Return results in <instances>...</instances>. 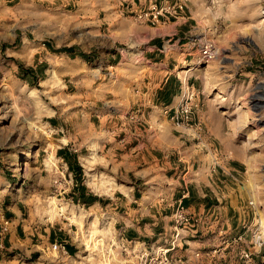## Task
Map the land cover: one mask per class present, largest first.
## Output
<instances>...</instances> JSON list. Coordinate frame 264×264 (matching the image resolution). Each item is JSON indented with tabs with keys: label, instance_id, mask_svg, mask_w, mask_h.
<instances>
[{
	"label": "rangeland",
	"instance_id": "374dc122",
	"mask_svg": "<svg viewBox=\"0 0 264 264\" xmlns=\"http://www.w3.org/2000/svg\"><path fill=\"white\" fill-rule=\"evenodd\" d=\"M184 1L196 38L213 42L218 56L202 62L197 49L192 63L177 73L196 77L199 118L217 154L241 166L234 182L238 200L242 194L253 203L242 208L245 221L257 220L264 240V0ZM74 2L60 8L57 0H0V214L9 219L8 210L17 211L9 219L12 232L23 225L31 235H63L76 247L72 257L50 245L35 247L38 241L0 248V264H129L130 253L123 252L108 219L75 192L86 189L90 198L106 202L134 186L138 200L176 199L171 173L129 172L109 157L111 132L99 120L129 111L147 70L137 47L121 38L125 28L118 27L117 16L107 15L115 10L114 0ZM115 49L121 54L111 65L105 53ZM192 64L197 72L186 73ZM150 115L158 120L156 111ZM162 120L159 137L166 140L169 118ZM189 153L194 156V149ZM97 180L116 186L99 194L90 188ZM252 260L264 264V242Z\"/></svg>",
	"mask_w": 264,
	"mask_h": 264
},
{
	"label": "crops",
	"instance_id": "0c3cea01",
	"mask_svg": "<svg viewBox=\"0 0 264 264\" xmlns=\"http://www.w3.org/2000/svg\"><path fill=\"white\" fill-rule=\"evenodd\" d=\"M57 1V7L60 8H67L75 3L74 0ZM165 1L172 4L176 0H114L115 10L107 15L117 16L118 27L125 28L121 38L137 47L141 68H145L147 72L146 78L136 90V99L130 102L129 111L119 110L125 116L118 113L99 122L104 130L111 132L108 138L109 157L120 159L129 172L142 168L148 172L160 170L164 175L171 173V180L177 189L176 199L170 204L138 200L134 193L139 190L134 186L128 188L126 193H114L106 202L90 198L86 189H79L75 194L82 197L83 205L100 209L108 219L111 233L119 245L134 247L139 253L168 247L167 241L173 233L172 214L177 205L181 204L190 217L199 221L194 231L183 233L184 240L179 241L168 255L182 258L186 264H211L210 251L216 249L222 252L225 250L222 240L233 238L243 231L242 226L246 221L242 208L248 200L242 194L239 197L241 200H238L240 193L234 183L242 174L241 166L229 163L213 149L206 127L199 118L200 112L193 115V126L190 129L175 128L171 123L170 119L180 100L182 81L188 80L196 89V77L191 81L193 75L177 73L184 63H192L195 59L197 38L192 16L187 7L180 18L160 16L157 24L138 22L134 18L137 10H152L153 4L157 8ZM65 53L70 54L68 51ZM119 54L118 49L105 53L106 62L114 65ZM80 58L83 59V56ZM194 65L198 66L192 64L185 72H197L190 71ZM146 109H151L152 113L156 111L158 120L151 119L152 116ZM163 117L169 118L166 122V132H169L166 140H160L159 137V129L164 125ZM196 124L201 126V132L196 131ZM190 147L195 151L194 156L189 153ZM66 150L70 154L71 148ZM198 174L202 175L200 179H196ZM91 185L94 187L90 188L99 194H108L116 186L113 182L109 185L99 184L98 180L97 184L91 182ZM240 210L241 223L237 217ZM8 212L11 215L9 219L18 217L14 208H10ZM218 221H224V224L219 227ZM221 229L224 230L225 237H221ZM30 236H36L37 239L33 240ZM245 236L248 238V234ZM39 237L44 239L39 240ZM32 241H38L35 247L43 249L54 243L63 244L67 257L76 254V247L63 235H31L25 232L23 225L13 232L9 230L0 248L6 251L21 249L19 246L30 245ZM241 248L243 246L239 243L233 245L224 252V259L220 264H240L237 252ZM195 254H199L200 258ZM130 257L131 260H127L129 264H135V259ZM256 258L259 256L256 255Z\"/></svg>",
	"mask_w": 264,
	"mask_h": 264
},
{
	"label": "built area",
	"instance_id": "2783aa9c",
	"mask_svg": "<svg viewBox=\"0 0 264 264\" xmlns=\"http://www.w3.org/2000/svg\"><path fill=\"white\" fill-rule=\"evenodd\" d=\"M123 3V2H122ZM152 10H137L134 14V18L138 22L157 24L159 22L160 16H167L171 18H180L182 14L187 9L184 0H176L174 3L170 4L167 1L160 7H155ZM127 8H132V6H126ZM197 49L200 54V60L202 62H210L217 58L218 49L215 44L208 39L202 38L196 40ZM199 93L194 89L193 85L184 79L182 81V89L180 100L175 108L174 114L171 117V123L175 128L190 129L193 126V115L198 112L201 108L198 98ZM196 131L201 132L202 128L199 124H196ZM249 205H253L252 202H248ZM247 204V205H248ZM243 210V209H242ZM245 213V211L243 212ZM2 224L0 223V246L4 242L6 235L9 233L12 221L9 219H4V215L0 214ZM197 218H192L188 215L186 210L181 204H178L172 214L173 223V233L168 243L167 248H155L150 249L148 252H137L134 247L129 248L121 246L123 252L130 253L133 259H135V264H186L185 260L182 258H172L169 256V252L174 250L177 243L184 240L185 236L183 233L189 234L196 229L198 223ZM257 220L252 219L251 222L243 224V231L238 233L233 238H224L222 244L225 250H211L210 252V263L220 264L221 260L224 259V252L230 249L233 245L237 243L241 244V248L237 252V258L239 261L242 260L243 264H253V255L255 253H260L263 246L264 240L259 236L258 223ZM218 225H223L224 221H218ZM221 237H225L224 230L221 229ZM246 234L250 237L249 242L245 240ZM52 251L66 253L65 245L54 243L51 245ZM258 250V251H257ZM197 258H200L199 254H195ZM255 263V262H254ZM132 264V263H130Z\"/></svg>",
	"mask_w": 264,
	"mask_h": 264
},
{
	"label": "trees",
	"instance_id": "16d2710c",
	"mask_svg": "<svg viewBox=\"0 0 264 264\" xmlns=\"http://www.w3.org/2000/svg\"><path fill=\"white\" fill-rule=\"evenodd\" d=\"M66 51V50H65ZM18 67L19 68H21V65H19L18 64ZM29 72L31 71V69H27ZM57 155L59 156V157H61V158H63L65 161H66V155H67V153L65 152V151H63V150H59V151H57ZM67 162V161H66Z\"/></svg>",
	"mask_w": 264,
	"mask_h": 264
},
{
	"label": "bare ground",
	"instance_id": "6f19581e",
	"mask_svg": "<svg viewBox=\"0 0 264 264\" xmlns=\"http://www.w3.org/2000/svg\"><path fill=\"white\" fill-rule=\"evenodd\" d=\"M263 14H264V12H263ZM197 68H198V67L194 65V66L190 69V71H196ZM3 115H4V117H3L4 119H7V118H8V117H7L8 112H7L6 110L4 111V114H3ZM94 180H95V178L93 177L91 181H94Z\"/></svg>",
	"mask_w": 264,
	"mask_h": 264
}]
</instances>
